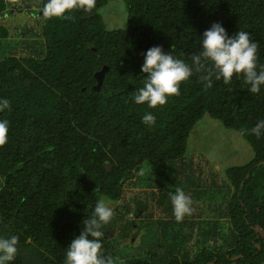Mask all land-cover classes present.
<instances>
[{"label":"trees","instance_id":"1","mask_svg":"<svg viewBox=\"0 0 264 264\" xmlns=\"http://www.w3.org/2000/svg\"><path fill=\"white\" fill-rule=\"evenodd\" d=\"M30 2L0 0V99L9 101L0 112L9 124L0 146V236L19 237L12 264H64L99 199L114 209L102 229L112 264H264V135L251 133L264 119V88L250 93L243 76L227 85L213 76L205 88V73L194 71L162 107L132 100L148 49L191 63L215 23L229 36L248 32L264 65V0H124L127 26L115 30L101 13L108 0L68 19L45 18V0ZM22 11L35 25L24 33L8 25ZM12 37L18 49L7 53ZM105 66L97 92L95 74ZM146 112L152 126L142 123ZM207 114L240 132L254 159L225 176L194 168L188 140ZM177 188L192 200L181 222L168 196Z\"/></svg>","mask_w":264,"mask_h":264},{"label":"clouds","instance_id":"2","mask_svg":"<svg viewBox=\"0 0 264 264\" xmlns=\"http://www.w3.org/2000/svg\"><path fill=\"white\" fill-rule=\"evenodd\" d=\"M95 6L96 0H45L41 13L45 18L68 19L67 14L73 10L90 12ZM199 44L200 51L191 57V63L165 53L159 46L148 49L141 66V73L146 76L142 79L143 86L132 94L133 102L146 104L149 109L166 105L169 98L180 94L181 84L188 81L194 71L205 73L201 76L205 88L213 86V76L215 80L222 79L226 85L234 76H243L249 85L248 91L253 94L260 93L264 88V65L257 63L258 46L252 42L248 32L239 30L234 36H229L221 24L215 23L203 33ZM7 109L9 101L0 99V112ZM142 123L152 126L155 117L146 112ZM8 131V121L0 120V146L7 143ZM251 133L257 137L264 135V119L257 121ZM168 196L177 222L192 213V200L183 189L177 188ZM113 216L114 209L103 199L97 200L91 216L84 221L81 234L67 247L64 264H112L102 253V229ZM18 242L17 235L0 236V264H12L17 255Z\"/></svg>","mask_w":264,"mask_h":264},{"label":"rangeland","instance_id":"3","mask_svg":"<svg viewBox=\"0 0 264 264\" xmlns=\"http://www.w3.org/2000/svg\"><path fill=\"white\" fill-rule=\"evenodd\" d=\"M30 4H34V8L40 7L37 0H31ZM101 13L108 29L115 30L127 26L128 10L124 0H108L104 8L101 9ZM12 22V24L11 22L9 24L7 22L9 28L16 27L21 33H24V30H26L24 28L35 26L33 13H28L27 11L14 15ZM24 36L26 35L24 34ZM13 40L16 39L12 37L11 41H7V53L18 49V44L13 42ZM186 157L194 165V168H205L208 171H212V168H214L220 172L221 176H225L226 168L230 166H243L249 163L254 159L255 153L240 132L226 128L221 122L207 114L198 122L190 135ZM190 171L194 173L192 175L193 179H195V175H199L189 168L187 176L191 174ZM175 172L176 167L173 169V173ZM162 173L161 177H168L170 168L167 167ZM135 199L137 201L140 200L139 198Z\"/></svg>","mask_w":264,"mask_h":264},{"label":"water","instance_id":"4","mask_svg":"<svg viewBox=\"0 0 264 264\" xmlns=\"http://www.w3.org/2000/svg\"><path fill=\"white\" fill-rule=\"evenodd\" d=\"M109 70L108 67H104L101 71L97 72L95 74V78L97 79L98 83L96 86L93 87V89L97 92L103 91V83L106 72Z\"/></svg>","mask_w":264,"mask_h":264}]
</instances>
